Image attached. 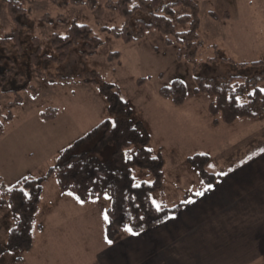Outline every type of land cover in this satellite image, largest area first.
<instances>
[{
    "label": "rangeland",
    "instance_id": "374dc122",
    "mask_svg": "<svg viewBox=\"0 0 264 264\" xmlns=\"http://www.w3.org/2000/svg\"><path fill=\"white\" fill-rule=\"evenodd\" d=\"M18 1L30 14L22 18L26 24L21 34L23 52L14 47L13 41L5 47L0 45V68L13 62L25 78L17 90H0L1 118L4 120L9 112L13 114L12 120L4 121L5 130L0 136V178L12 185L23 176L43 177L63 149L74 146L72 153L80 154L95 147L100 133L76 143L103 120L112 118L98 86L82 81L94 71L100 80L120 89L121 96L134 109L133 119L141 120L150 129L153 152L161 153L157 144L164 145L161 154L168 166H164L163 186L154 192L153 201L161 207H174L201 191L204 181L189 162L190 169L186 165L183 169L173 167L175 160L186 164L185 157L190 153H204L205 120L212 117L214 124L222 122L215 123L209 112L214 98L196 92L197 78L233 90L241 85L240 102H247L254 91L251 80L258 79L257 87L264 91V0H193L197 9L178 5L171 16L174 31L184 33L181 38L176 33L152 29L143 38L132 41L102 30L125 26V18L106 7V2L117 0ZM175 2L164 0L165 4ZM139 19L149 18L136 15L130 32L136 33ZM74 20L88 26L95 48L85 53L90 42L81 41L64 64L41 59L38 67L44 74L37 77L36 72L29 71L33 46L26 31L39 38L43 52L53 55L54 34L64 37ZM192 30L191 39L188 36ZM13 31L5 0H0V37L10 36ZM47 74L52 75L46 77ZM178 79L188 91L186 102L179 106L159 94L161 88ZM49 108H56L58 113L55 119L47 121L41 114ZM195 115L199 119H194ZM193 128L198 133L194 134ZM182 142L187 145L184 147ZM116 148L111 141L95 156L110 162ZM134 177L138 183L153 182L152 174L145 170L136 169ZM44 188L33 228V247L24 252H4L0 264H99L110 197L103 195L81 203L73 194L61 190L55 176L45 180ZM11 228L9 210L0 205L3 249ZM125 232L126 228L121 235Z\"/></svg>",
    "mask_w": 264,
    "mask_h": 264
},
{
    "label": "trees",
    "instance_id": "16d2710c",
    "mask_svg": "<svg viewBox=\"0 0 264 264\" xmlns=\"http://www.w3.org/2000/svg\"><path fill=\"white\" fill-rule=\"evenodd\" d=\"M57 2L58 0H52ZM83 2V0H76ZM6 11L10 22L14 25V31L10 36L0 37V45L5 47L11 41L14 47L23 52L22 32L26 24L22 18L28 17L29 10L18 0H5ZM185 5L198 8L193 0H177L175 3H164V0H117L106 2V7L113 9L126 20L122 29L103 27L102 30L115 37L126 41L143 38L147 31L157 29L163 33H176L171 16L175 14V7ZM138 14L148 16V20H137L136 33L130 32L129 28L134 17ZM215 16L213 12L210 13ZM48 19V15L44 16ZM181 18V17H180ZM30 30L26 34L31 39L33 51L29 55L28 68L36 72L37 77L44 74L38 67L40 60H52L62 65L70 57L72 50L81 42L87 41L88 53L94 49V41L90 35V29L84 24L72 21L68 33L62 37L54 34L52 47L54 54L43 52L40 40L31 35ZM194 31L189 32L191 39ZM181 38L184 33H176ZM117 53L112 54V56ZM231 60H227L229 62ZM52 74H47L50 77ZM25 75L11 62L6 67L0 68V90H17L23 83ZM96 72H90L82 78L84 83L98 86V89L107 103L108 113L112 118H106L87 135L78 139L80 143L90 137L101 134L100 139L93 149L73 154L74 146L67 147L59 152V157L54 166L50 167L43 177L31 175L21 177L16 183L8 185L0 178V205L9 210L12 228L8 233L7 243L3 249L0 246V256L6 251H27L33 247V228L36 217L40 211V204L44 193V182L55 176L63 192L73 194L78 200L87 201L108 195L111 205L107 209L108 216L106 225L107 240L116 241L126 227H131L134 232H143L152 229L169 217L177 213L184 202L174 207H161L157 210L153 203V194L163 186L165 159L161 153H154L150 148L152 135L144 122L134 120V109L131 104L121 96L120 89L111 83L100 80ZM197 93H206L214 98L210 103L209 112L214 116V122L232 124L240 118H259L264 115V91L257 87L258 79L251 80L255 86L249 94L247 102H240L241 85L234 88L220 87L215 83H206L198 77ZM11 83L12 88H11ZM162 98L170 99L175 105H182L188 98L187 88L182 80H175L170 86L160 89ZM19 104V103H15ZM0 107V136L5 130V120H12L13 114L9 112L4 120L1 118ZM58 110L49 108L42 112L41 118L52 120L57 117ZM113 122L115 126H113ZM111 141L117 145L110 162H103L95 156V153L106 147ZM188 162L198 171L204 184H216L221 175H216L207 170L210 162L208 154H194L188 157ZM136 169L145 170L152 174L153 182L142 181L140 183L134 177ZM42 228V224H38ZM22 261V258H17Z\"/></svg>",
    "mask_w": 264,
    "mask_h": 264
},
{
    "label": "crops",
    "instance_id": "0c3cea01",
    "mask_svg": "<svg viewBox=\"0 0 264 264\" xmlns=\"http://www.w3.org/2000/svg\"><path fill=\"white\" fill-rule=\"evenodd\" d=\"M204 127L209 172L226 175L160 225L138 235L127 231L111 244L106 237L99 264H264V115L232 124L211 117ZM157 147L163 154L164 145ZM191 155L173 167L190 169Z\"/></svg>",
    "mask_w": 264,
    "mask_h": 264
},
{
    "label": "snow or ice",
    "instance_id": "6c2138e0",
    "mask_svg": "<svg viewBox=\"0 0 264 264\" xmlns=\"http://www.w3.org/2000/svg\"><path fill=\"white\" fill-rule=\"evenodd\" d=\"M113 126H115V123L113 122ZM221 175H226V173H221ZM213 187V185H211V184H209V185H207V188H206V190L207 189H211ZM196 195L197 196H203L204 195V191H198V192H196ZM77 199H79V197H77ZM81 203H83L84 201H80ZM195 201L194 200H188V201H186V203H194ZM154 204H155V206H156V209L159 211V210H161V205L160 204H158V203H156L155 201L153 202ZM105 219H108V216H107V214H105V217H104ZM126 231H128V232H130V233H132V234H134V235H138L139 233H137V232H134V230L129 226V227H126ZM109 244H111L112 243V241L111 240H108L107 241Z\"/></svg>",
    "mask_w": 264,
    "mask_h": 264
}]
</instances>
